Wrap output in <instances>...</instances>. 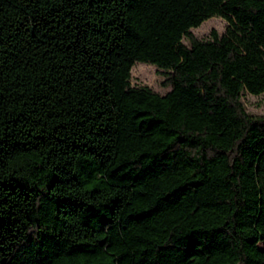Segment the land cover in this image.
<instances>
[{"label":"trees","instance_id":"16d2710c","mask_svg":"<svg viewBox=\"0 0 264 264\" xmlns=\"http://www.w3.org/2000/svg\"><path fill=\"white\" fill-rule=\"evenodd\" d=\"M136 62L170 90L132 86ZM244 92L264 0H0V264H264Z\"/></svg>","mask_w":264,"mask_h":264},{"label":"rangeland","instance_id":"374dc122","mask_svg":"<svg viewBox=\"0 0 264 264\" xmlns=\"http://www.w3.org/2000/svg\"><path fill=\"white\" fill-rule=\"evenodd\" d=\"M226 26L227 22L223 18L214 16L203 21L199 26L191 28L190 31L197 39L206 41L210 39L212 30L222 34ZM182 42L189 46L186 38H182ZM166 79L167 75L151 64L136 62L130 70V83L132 86H146L159 95H163L170 90V85H164ZM242 102L249 114L264 115V92L258 95L244 92ZM258 247L263 249L264 242H259Z\"/></svg>","mask_w":264,"mask_h":264}]
</instances>
